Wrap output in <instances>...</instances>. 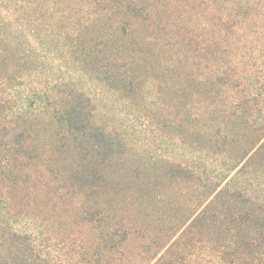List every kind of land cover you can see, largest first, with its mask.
<instances>
[{"label": "trees", "instance_id": "obj_1", "mask_svg": "<svg viewBox=\"0 0 264 264\" xmlns=\"http://www.w3.org/2000/svg\"><path fill=\"white\" fill-rule=\"evenodd\" d=\"M10 2L2 0V3ZM143 2L15 0L19 8L14 20L25 18V25H21L27 31L16 33L8 19L10 12L1 14L0 47L14 54L24 77L37 82L36 88L21 97L22 101L31 114L48 110L56 129L51 135L53 146L72 159L63 168L71 185L84 198L97 191L106 180L110 165L119 161L129 148L127 131L120 130V122L104 118L108 99L138 103L141 100L138 96L145 91V81L171 82L184 110L180 121L175 123L181 135L180 144L190 155L194 149L201 155L189 160L184 152L181 162L159 155L151 158L163 163L166 180L185 183L203 197L195 205L184 201L189 218L184 221L182 232L169 246L158 243L157 253L146 264H186L194 239L203 243L209 238L213 241L212 264H264V122H259L262 115L248 104H242L239 115L228 112L223 106L226 100L215 104L225 85L220 82L222 78L214 82L207 72L200 74L188 65L187 31L176 44H165V52L169 51L171 56L167 55L159 65L142 58L139 43L141 57L135 55L137 26L149 29L151 11ZM231 3L233 0L227 8H233ZM30 37L36 44L29 41ZM157 70L158 77L147 74ZM51 75L56 79L51 81ZM44 83L49 89L45 92L40 89ZM198 89L203 95L202 112L195 114L188 109L186 101ZM24 115L19 113L22 120ZM151 121L158 119L152 115ZM169 123L164 120V128ZM195 123L209 130L215 124L218 127L208 140H202L204 135L190 131ZM217 136L223 141L219 142ZM17 140L20 145L14 159L20 157L28 162L40 158V149L30 136L20 133ZM209 156L213 160L221 158V169L213 179L205 169ZM23 212L0 198V264H121L124 261L128 234L121 233L118 240L119 231L103 209L85 211L87 215L77 226L88 235H76L74 239L54 234L48 220L38 223L34 214ZM62 226L63 223L59 228ZM52 247L60 249L54 252Z\"/></svg>", "mask_w": 264, "mask_h": 264}, {"label": "rangeland", "instance_id": "obj_2", "mask_svg": "<svg viewBox=\"0 0 264 264\" xmlns=\"http://www.w3.org/2000/svg\"><path fill=\"white\" fill-rule=\"evenodd\" d=\"M11 1L2 3L0 0V15L10 12L8 19L13 22L10 24L13 31L25 33L26 20H14L19 4ZM143 1L151 11L149 29L137 26L133 53L141 57L140 45L142 58L159 65L167 55L171 56L169 51L165 52V44H176L180 35L187 31L188 65L200 74L207 72L214 82L222 78L220 82L225 85L215 104L226 100L223 106L235 115L241 112L242 104H248L262 115L259 122H264V0H233L232 9L226 6L230 0ZM238 8L249 14H242ZM29 41L36 44L31 37ZM0 50L3 51L0 55V198L24 212L28 210L38 223L48 220L54 234L68 235L71 239L76 235H88L85 229L77 226V222L87 215V209H103L119 231L117 239H121L123 232L128 234L121 264H146L157 253L158 243L171 245L189 218L184 201L195 205L203 197L185 183L166 180L163 163L151 158L159 155L181 162L184 152L189 160H196V155L200 154L194 149L190 155L180 144L181 135L175 123L180 121L184 110L181 109V97L175 95L171 82L162 79L145 81V91L138 96L141 98L138 103L128 100L118 103L113 97L108 99L104 118L110 121L115 118L120 122V130L127 131L129 148L119 161L110 165L106 180L97 191L83 198L71 185L63 168L72 159H67L66 154L63 156L53 146L51 135L56 129L48 110L31 114L22 101L21 97L36 88L37 82L23 76L22 67L11 51L4 52L1 47ZM147 74L158 77V70ZM142 75L145 77L146 73ZM50 78L51 81L56 79L54 75ZM45 87L44 83L40 89L48 91ZM211 91L214 95V89ZM202 98V90L198 89L187 99L188 109L200 114ZM20 112L26 114L24 120L19 117ZM152 115L158 121L152 122ZM164 120L170 122L168 128H164ZM216 127L215 124L209 130L195 123L190 131L200 133L204 135L200 139L208 140ZM20 133L30 136L37 144L40 158L28 162L20 157L14 159L20 145L17 140ZM217 140L223 141L218 136ZM209 157H206L205 169L213 179L221 169V158L213 160ZM61 223L62 229L59 228ZM212 246L210 238L203 243L194 239L191 251L188 249L190 258L187 256L186 264H212ZM52 248L54 252L60 249Z\"/></svg>", "mask_w": 264, "mask_h": 264}]
</instances>
